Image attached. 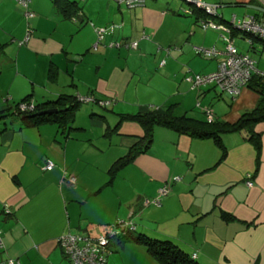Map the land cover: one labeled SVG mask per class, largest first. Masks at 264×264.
<instances>
[{"label":"crops","instance_id":"1","mask_svg":"<svg viewBox=\"0 0 264 264\" xmlns=\"http://www.w3.org/2000/svg\"><path fill=\"white\" fill-rule=\"evenodd\" d=\"M66 1L29 0L33 15L25 18L16 0H0V264L7 258L71 264L56 242L61 233L98 235L118 220L129 237L109 238L106 264H162L131 238L137 233L168 239L199 264H264V121L253 127L258 153L242 132L231 131L220 134L221 158L211 137L154 125L148 147L108 181L112 161L143 132L118 113L150 109L205 118L208 108L213 118L232 122L254 106L257 93L245 84L231 96L213 82L186 80L216 68V57L197 47H224L216 30L198 25L201 9L184 0L133 7ZM204 1L219 3L213 18L219 22L259 17L264 5ZM99 26L104 31L97 39ZM244 36L230 34L233 44L236 38L246 43V50L234 45L264 71V43L247 36L249 46ZM60 93L91 98L73 110L65 137L54 122L27 125L13 112L26 94L36 103ZM47 160L50 168L43 167ZM164 182L169 192L151 202Z\"/></svg>","mask_w":264,"mask_h":264},{"label":"trees","instance_id":"2","mask_svg":"<svg viewBox=\"0 0 264 264\" xmlns=\"http://www.w3.org/2000/svg\"><path fill=\"white\" fill-rule=\"evenodd\" d=\"M65 4L71 8L72 11H76L75 8H77V6L75 3L66 1ZM62 8L66 9L64 5H62ZM204 15L205 13L202 11L200 16L203 17ZM250 36L252 37V35ZM255 38L264 43V40L261 38ZM249 46H251V44H249ZM48 70L49 77H54V68L49 67ZM245 85L257 93V100L252 108L240 112L238 117L232 122L215 118L207 120L206 118L184 114L174 116L167 112H158L150 109L118 113L119 120L126 119L135 121L142 127L143 132L137 140L127 148L124 154L116 157L112 161L108 167V181L112 179L118 168L128 163L137 153L144 151L148 147L152 140L153 127L157 124L168 126L180 133L196 137H211L221 149L220 158L223 156L225 150L221 142L220 134L224 132L240 131L244 134L245 139L253 144L256 153H258L260 147V134L255 131L253 127L255 123L264 121V74L252 72ZM20 101H31L32 107L24 111H18L15 109V106ZM79 102L80 100H78L77 95L60 93L52 99H46L35 103L29 98V94H26L15 102L13 112L19 116L23 124L27 125L54 122L60 134L62 133L63 137H65L67 134L66 130L71 127L69 123L72 120L73 110L77 107ZM49 107H54L56 109L51 112L43 111ZM223 216L226 215L223 214ZM126 231L127 229L123 228L114 236L127 238L129 235ZM131 238L145 245L147 250H149V252H151L162 264H199L188 253L168 239L153 238L143 233L132 235ZM107 245L108 242L104 248L107 250L105 253V262L106 255L109 252ZM1 246L2 243L0 244V247Z\"/></svg>","mask_w":264,"mask_h":264},{"label":"built area","instance_id":"3","mask_svg":"<svg viewBox=\"0 0 264 264\" xmlns=\"http://www.w3.org/2000/svg\"><path fill=\"white\" fill-rule=\"evenodd\" d=\"M117 3L124 5L125 7L138 6L143 3L144 0H114ZM190 5L201 9L205 15L197 19L198 25L201 28H211L218 32L220 39L224 41V47L222 49H216L214 47H197L196 50L200 51L205 56H215L217 59L216 68L206 73H193L187 75V80L191 85H198L205 82L215 83L222 91L228 93L231 96L237 94L240 88L246 83L252 72H258L264 74L263 71H259L254 67V59L247 52L238 51L236 46L232 43L230 34L232 31H240L244 34V40L249 44L250 39L247 36L259 37L264 40V5L259 7L261 14L259 17L254 14H246L241 17L231 18L226 22H219L213 19L217 15V2H206L204 0H184ZM23 8V15L25 18H29L33 15V12L29 9V0H16ZM188 8L185 7L184 11L188 12ZM26 33L29 32L30 27L26 25ZM97 39H99L104 31V27L99 26L95 28ZM248 34V35H247ZM26 38V37H25ZM135 41L129 42L127 45L134 46ZM117 44V43H115ZM78 100L88 101L90 96L77 95ZM32 107L31 101H20L15 106L18 111H24ZM204 116L207 120L213 118L211 111L208 108L204 110ZM52 162L47 160L43 165L44 168H50ZM249 174H247L248 177ZM178 176H171V179L175 180ZM65 179L69 183H74V176L68 174ZM245 183L251 184V180L246 178ZM170 190L168 182L162 183L156 191V195L151 198V202L159 203V197L167 194ZM4 212H9L8 208H3ZM264 221V220H263ZM124 227V222L118 220L108 226L107 230L103 234L90 235L84 233H61L56 242L59 245L63 255L71 262V264H106L105 262V245L108 242L109 237L114 236L118 231ZM1 244V236H0ZM15 260L7 258L2 261L3 264H13Z\"/></svg>","mask_w":264,"mask_h":264},{"label":"rangeland","instance_id":"4","mask_svg":"<svg viewBox=\"0 0 264 264\" xmlns=\"http://www.w3.org/2000/svg\"><path fill=\"white\" fill-rule=\"evenodd\" d=\"M186 4V3H185ZM190 5V4H189ZM234 44L236 45V46H238V47H240L242 50H246L247 49V45H246V43H244V41L242 40V39H240V38H236L235 40H234ZM264 72V71H263ZM193 74V73H192ZM189 75V74H188ZM187 77L188 76H186L185 78H186V80H187ZM104 232H102L101 234H103ZM97 235V234H96Z\"/></svg>","mask_w":264,"mask_h":264},{"label":"water","instance_id":"5","mask_svg":"<svg viewBox=\"0 0 264 264\" xmlns=\"http://www.w3.org/2000/svg\"><path fill=\"white\" fill-rule=\"evenodd\" d=\"M55 109L56 108L54 107H49V108L44 109L43 111L51 112V111H55Z\"/></svg>","mask_w":264,"mask_h":264}]
</instances>
